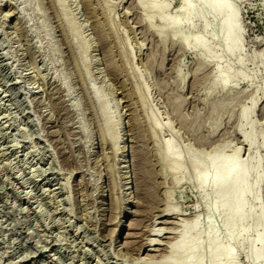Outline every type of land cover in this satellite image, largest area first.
<instances>
[{
    "label": "rangeland",
    "instance_id": "rangeland-1",
    "mask_svg": "<svg viewBox=\"0 0 264 264\" xmlns=\"http://www.w3.org/2000/svg\"><path fill=\"white\" fill-rule=\"evenodd\" d=\"M227 2L236 58L199 0H0V264H148L197 221L204 264L209 230L255 264L193 167L257 165L245 228L264 231V0Z\"/></svg>",
    "mask_w": 264,
    "mask_h": 264
},
{
    "label": "bare ground",
    "instance_id": "bare-ground-1",
    "mask_svg": "<svg viewBox=\"0 0 264 264\" xmlns=\"http://www.w3.org/2000/svg\"><path fill=\"white\" fill-rule=\"evenodd\" d=\"M199 2L201 5H206L215 18L221 19L219 28L223 41L227 44V52L232 56L238 54L241 51L242 42L239 39L240 35L237 37L239 23L237 13L231 8L227 0H199ZM191 10L188 0H183L179 12L189 14ZM172 24L176 26L179 25V22L176 20ZM209 28V25L205 26L206 31ZM184 40L189 44L191 42L205 52H210L207 43L198 38L192 41L189 38ZM219 77L222 82H227L228 76L220 73ZM247 116L248 112H244L243 118H247ZM245 138L246 141L251 139L248 135H245ZM250 143L251 146L254 145L252 139ZM175 150L171 143L166 145V156L171 160L172 168L178 171L181 170V156ZM220 152L217 151L201 162H193L196 182L200 188L211 187L214 191L215 204L208 210L209 219L218 214L225 223L228 235L233 240H237L241 246L249 242L248 256L255 264H259L264 261V231L257 230L254 240H251L245 228L246 223L254 217L253 209L249 206V198L254 195L259 183V177L252 180L257 165L241 162L236 154L225 158L219 154ZM256 223L258 228L261 227L262 215L256 219ZM208 224L210 225L211 221ZM202 236L203 233L199 229L198 221L192 226H184L178 239L171 243L170 254L159 261L148 258L150 259L148 264H204ZM205 238L208 242L207 256L210 264H236L237 257L233 250L223 246L212 230L206 233Z\"/></svg>",
    "mask_w": 264,
    "mask_h": 264
}]
</instances>
